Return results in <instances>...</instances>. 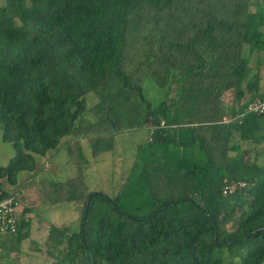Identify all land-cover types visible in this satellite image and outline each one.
Listing matches in <instances>:
<instances>
[{
	"label": "trees",
	"instance_id": "obj_1",
	"mask_svg": "<svg viewBox=\"0 0 264 264\" xmlns=\"http://www.w3.org/2000/svg\"><path fill=\"white\" fill-rule=\"evenodd\" d=\"M2 1L0 135L14 155L0 166V196L18 195L8 188L23 173L35 179L37 157L67 138L76 175L37 183L51 206L79 211L76 230L51 227L50 242L81 257L69 264H264V166L231 144L233 133L264 143V113L240 117L264 97L258 77L245 80L264 49V0ZM187 26L193 35L175 40ZM149 80L166 91L156 105ZM89 109L110 125L85 135L93 158L113 151L118 133L150 135L117 191L85 180L77 133ZM238 182L247 187L223 195ZM28 226L21 218L8 241L19 245Z\"/></svg>",
	"mask_w": 264,
	"mask_h": 264
},
{
	"label": "rangeland",
	"instance_id": "obj_2",
	"mask_svg": "<svg viewBox=\"0 0 264 264\" xmlns=\"http://www.w3.org/2000/svg\"><path fill=\"white\" fill-rule=\"evenodd\" d=\"M3 1L0 0V4ZM255 7H251L254 11ZM27 37L32 36V31L25 30ZM193 35L191 28L184 27L181 32H176L173 36L175 40L183 42ZM250 69L252 71L245 80L250 81L253 77H258L260 81V92L264 91V49L250 56ZM146 100L152 105L165 99V90H160L152 81H146L143 85ZM223 100L231 102V95H225ZM248 100V99H247ZM246 100V101H247ZM88 107L91 109L96 103L93 97L87 99ZM240 103H243L241 101ZM89 114L85 117V122L77 133L80 137L82 149L89 163L84 168V177L89 189L103 190L105 192L117 191L125 182L127 174L132 167L138 145L145 143L150 139L148 130L125 131L115 135V146L113 151L104 153L97 158L91 156L88 148V140L85 135L104 133L110 130L109 123L99 121L95 114ZM259 135L264 137V127L259 131ZM64 139L56 152H51L45 157H37V162L41 164L39 174L34 179L23 173L19 176L17 183L8 188V190H19L18 194L20 207L22 210L32 208L34 211L26 212L22 219L28 220L29 226L22 232L28 231V237L19 245L13 244L15 237H6L0 240V264H69L70 262H81L79 253L74 252L67 255L66 244L54 246L50 238L54 237L51 232L52 226L68 227L71 230L78 228L79 211L72 203H62L51 206L45 201L43 191L37 181L40 178L53 179L55 181H64L68 177L76 175L75 166H73L65 152ZM231 144H239L241 147V157L244 162L254 163L260 167L264 166V143L259 145L248 144L238 141V134L233 133ZM234 155L235 152H230ZM14 151L10 145L1 140L0 135V166H6ZM232 195L228 194L227 196ZM228 226L230 222L227 221ZM6 241H8L6 243Z\"/></svg>",
	"mask_w": 264,
	"mask_h": 264
},
{
	"label": "built area",
	"instance_id": "obj_3",
	"mask_svg": "<svg viewBox=\"0 0 264 264\" xmlns=\"http://www.w3.org/2000/svg\"><path fill=\"white\" fill-rule=\"evenodd\" d=\"M263 114L264 113V97L250 102L244 113L240 114L242 117L245 114ZM247 187L245 182H238L225 185L223 195L233 194L236 190ZM22 218V209L18 201V195L9 197L0 196V240L6 237H16L19 231V225Z\"/></svg>",
	"mask_w": 264,
	"mask_h": 264
},
{
	"label": "water",
	"instance_id": "obj_4",
	"mask_svg": "<svg viewBox=\"0 0 264 264\" xmlns=\"http://www.w3.org/2000/svg\"><path fill=\"white\" fill-rule=\"evenodd\" d=\"M214 224H215V220H213Z\"/></svg>",
	"mask_w": 264,
	"mask_h": 264
}]
</instances>
